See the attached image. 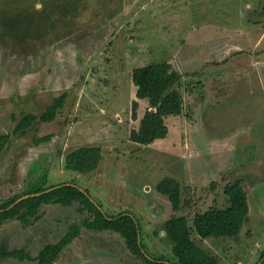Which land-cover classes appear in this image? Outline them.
I'll list each match as a JSON object with an SVG mask.
<instances>
[{"label": "rangeland", "instance_id": "obj_1", "mask_svg": "<svg viewBox=\"0 0 264 264\" xmlns=\"http://www.w3.org/2000/svg\"><path fill=\"white\" fill-rule=\"evenodd\" d=\"M263 37L264 0H0V134H10L0 154V203L75 183L110 216L129 209L146 252L176 262L166 221L224 208L225 187L241 180L250 211L240 234L207 244L192 235L218 264H257L264 254ZM162 61L183 75L184 109L166 119V138L137 144L130 134L148 102L139 100L134 116L132 70ZM63 93L53 121L13 133ZM89 145L102 147L99 168L67 170L66 156ZM165 177L184 186L178 213L156 190ZM51 203L43 222L30 215L0 224V245L24 256L0 264H36L71 224L82 236L56 264L136 261L120 233L113 239L84 226L93 213Z\"/></svg>", "mask_w": 264, "mask_h": 264}, {"label": "trees", "instance_id": "obj_2", "mask_svg": "<svg viewBox=\"0 0 264 264\" xmlns=\"http://www.w3.org/2000/svg\"><path fill=\"white\" fill-rule=\"evenodd\" d=\"M131 77L137 88L136 99L132 104L134 116L137 113L139 100H146L148 109L141 119L139 127L131 131L130 140L137 144L149 145L169 135V126L166 121L169 116L180 115L183 112L184 98L180 89L183 75L176 70L172 63L162 61L134 68ZM65 98V93L55 98L40 116L28 114L23 117L13 133L16 135L25 134L36 120L53 121L60 108L63 107ZM49 137L50 135H47L44 138L46 140ZM9 139V133L0 134V154ZM103 157L102 147L97 145L82 146L66 156L65 168L78 173H92L99 168ZM56 186L58 187L41 195L23 199L12 207L11 205L20 196L0 203V224L16 217L27 221L30 215L35 216L37 220L42 204L55 202L71 207L75 205L74 203H78L79 206H75H78L79 213L88 212L95 215L94 219L84 222L86 228L113 230L120 233L125 238L127 248L146 264H218L214 256L197 244L192 234L195 232L201 240L236 237L240 234L250 211L247 193L241 180H237L225 187L228 203L224 208L213 207L203 212H196L191 223L186 215H173L165 224L166 232L174 243L173 255L176 262H172L165 261L161 257H152L146 252L139 224L134 216L124 212L110 216L91 198L87 190H82L83 188L81 189L75 183L65 182L37 189L33 193ZM183 188V184L177 179L165 177L159 181L156 190L168 197L173 211L178 213L184 208ZM24 209L27 210L23 211ZM79 227L71 224L57 242L46 244L36 256V264H56L66 246L79 236ZM65 228L62 229L65 230ZM19 256L20 258L24 257L21 256V253L19 255V252L9 251L0 245V258H19ZM257 264H264V254Z\"/></svg>", "mask_w": 264, "mask_h": 264}, {"label": "crops", "instance_id": "obj_3", "mask_svg": "<svg viewBox=\"0 0 264 264\" xmlns=\"http://www.w3.org/2000/svg\"><path fill=\"white\" fill-rule=\"evenodd\" d=\"M264 39V37L262 38V39H260V40H263ZM259 44L261 45L260 46V50L261 51H263V49H264V41L263 42H261L260 43V41H259ZM259 49V48H258ZM191 178V179H190ZM190 180H192V176H190ZM226 196V195H225ZM227 203H228V199H227ZM69 206H63V208H68ZM71 207H73V206H71ZM54 208H56V207H52V203L51 204H48L46 207H41V209H40V214L38 215L39 216V222H43L44 221V219L47 217V215L48 214H52V210L54 209ZM63 212H66V211H64L63 210ZM68 212V211H67ZM126 212H128V213H130L129 212V209L126 211ZM190 222H192V219L191 220H189ZM106 232H107V234H108V236H110L111 238H113V239H116V235L118 234L117 232H115V231H113V230H106ZM82 235H80V236H78L70 245H73V244H75L76 242L78 243L79 242V239H80V237H81ZM209 239H205L204 241H205V243L207 244V241H208ZM76 243V244H77ZM126 254H128L129 256H132V257H135V255H133L132 254V252H130L129 251V249L126 247ZM137 259H138V257H136V261H130L132 264H137Z\"/></svg>", "mask_w": 264, "mask_h": 264}, {"label": "water", "instance_id": "obj_4", "mask_svg": "<svg viewBox=\"0 0 264 264\" xmlns=\"http://www.w3.org/2000/svg\"><path fill=\"white\" fill-rule=\"evenodd\" d=\"M57 187H58V186H56V187H52V188H49V189H47V190H45V191L38 192V193H30V194L23 195V196H21L20 198H18V199L15 201V203H13V204L11 205V207L14 206L15 204L19 203V202L22 201L23 199H26V198H29V197H32V196L41 195L42 193H45V192L51 191V190H53L54 188H57ZM81 189H82V188H81ZM82 190H84V189H82Z\"/></svg>", "mask_w": 264, "mask_h": 264}]
</instances>
